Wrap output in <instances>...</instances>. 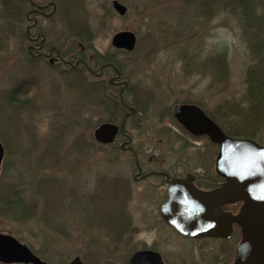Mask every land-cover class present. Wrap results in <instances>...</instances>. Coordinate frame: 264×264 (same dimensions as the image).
I'll list each match as a JSON object with an SVG mask.
<instances>
[{"label":"rangeland","instance_id":"374dc122","mask_svg":"<svg viewBox=\"0 0 264 264\" xmlns=\"http://www.w3.org/2000/svg\"><path fill=\"white\" fill-rule=\"evenodd\" d=\"M35 1L45 8L39 10L45 15L35 19L47 42L73 56L82 51L93 69H98L96 56H111L128 81L125 100L134 108L137 93L148 94L149 102L135 108L125 125L135 142H143L140 150L146 159L153 154L165 158L163 166L177 160V166L195 169L213 145L218 150L217 144L193 140L178 128L170 113L174 105L195 104L228 127L233 112L246 109V74L256 57L242 36L239 18L222 5L197 12L188 0H118L127 8L119 15L112 0H65L71 13H87L79 41L68 33L84 27L79 29L64 14L61 0ZM21 10L26 14L29 7ZM21 18L0 47V141L5 149L0 198H21L32 209L8 216L2 206L0 233L12 235L49 264H63L74 256L86 264H108L125 253L128 243L135 248L162 246L156 238L159 229L145 222L146 214L154 219L158 200L152 193L146 199L141 184L130 181L134 165L129 154L93 138L94 128L108 119L107 93L102 96L99 88L90 92L94 78L85 71L79 83V75L66 66L54 69L44 60L31 59L22 35L32 20ZM122 30L136 36L132 51L110 44L113 34ZM83 44L91 45L85 49ZM112 74L109 70L107 77ZM26 80L28 93L10 101L11 88ZM21 100L25 107L14 105ZM124 111L121 108L118 117ZM262 134L264 140V127ZM259 136L252 139L264 143ZM120 177L131 183L129 198ZM125 226L133 231L128 243L124 233H113ZM188 245L189 240L178 236L168 244ZM200 245L190 244L193 249Z\"/></svg>","mask_w":264,"mask_h":264},{"label":"water","instance_id":"95a60500","mask_svg":"<svg viewBox=\"0 0 264 264\" xmlns=\"http://www.w3.org/2000/svg\"><path fill=\"white\" fill-rule=\"evenodd\" d=\"M111 3L119 15L126 13L127 8L121 2L112 0ZM110 44L116 49L132 51L136 36L129 30L118 31L111 37ZM114 71L119 77L120 71L116 67ZM123 83L126 84L125 81ZM128 108L120 125L103 122L94 128V140L100 144L112 143L118 130L123 131L127 117L135 111L134 107ZM171 115L190 134L206 135L218 145L214 168L225 182L219 188L202 192L195 190L188 179L173 181L168 189L169 199L162 208L163 211L165 207H170V211L176 209L178 216H172L175 212L164 215L167 222L180 233L196 237L227 236L231 224L236 223L240 227L241 240L232 264H264V144L250 138L227 135L195 104H176L171 108ZM3 155L4 148L0 142V165ZM178 188L188 195L176 198L174 192ZM220 202H241V206L235 214L216 213ZM145 253L139 251L134 257ZM0 263L47 264L25 244L4 233H0ZM68 264L84 263L76 256Z\"/></svg>","mask_w":264,"mask_h":264},{"label":"flooded vegetation","instance_id":"af4514ba","mask_svg":"<svg viewBox=\"0 0 264 264\" xmlns=\"http://www.w3.org/2000/svg\"><path fill=\"white\" fill-rule=\"evenodd\" d=\"M43 6H41L42 8ZM40 8V9H41ZM45 9V8H44ZM45 15L44 11H39L36 8L30 9L27 13V20H32L30 25L26 27V40L28 41L27 53L30 58L37 60H44L47 62L48 66L54 69H59L62 65L66 66V70L69 73H75L76 75L83 76V71L87 74L91 75L94 80V85L99 88V86L103 85L107 90L117 88L118 92L122 88L121 81L124 80L121 73L119 77H116V72L114 71V66L111 63H105L104 65L96 66L98 69H93L95 67L90 66V60H84L81 58H77V56L71 55L70 57H65L58 48L52 45H48L46 41L45 35L40 32V29L37 26V20L35 16L43 17ZM37 31V32H36ZM94 66L96 61L93 62ZM92 70V71H91ZM111 70L113 72L112 75L107 77V72ZM77 76V82H81L82 79ZM107 77V78H106ZM111 79L113 80L111 82ZM113 99V98H112ZM120 105L125 109V112L128 111V107H133L126 100L119 101ZM135 114V113H134ZM134 114H130L126 121L130 119ZM121 119V120H122ZM116 122L117 125H120ZM179 128V127H178ZM175 132H178L177 129H173ZM185 131V129H184ZM187 132V131H185ZM188 133V134H187ZM187 136L192 138L193 140H197L196 138H204L206 135L195 136L187 132ZM192 136V137H191ZM195 136V137H194ZM205 141L210 144V140L206 137ZM212 144V143H211ZM111 147L117 149L116 152L129 154L131 160L133 161L134 169L130 174V181L133 184H141L143 187V193L146 199L149 200L150 194L152 193L151 198H155L158 200L156 202V208L153 212L151 218L147 219L148 216L146 214L145 222L149 223V227L157 230L159 229L158 234V244H162V246L152 245L145 247L135 248L136 246H131V243H128L132 239V232L127 231L126 226L123 232L116 231L113 232L117 236H126L127 239V247L125 248L122 256H116L113 260L108 264H232L234 261L236 247L241 239V231L240 227L236 223L231 224L230 232L227 236H186L180 233L177 229H175L171 224H169L164 215L172 214V216H178L177 210H171L170 207H165L163 211V205L169 199V186L175 180L179 179H188V183L195 188V190L208 192L219 188L225 182V178L221 175H218L215 171L214 165L210 166V159L212 156L211 151H206L204 156H202L201 165L198 168L191 169L187 167H179L177 164H180L177 160H174L168 163V166H163L162 160L165 158L155 155L149 156L147 159L145 158L146 152H142L140 149L143 147V142H135L133 137L126 131L125 126L123 131L118 130L114 140L112 143L108 144ZM217 154V152H216ZM208 157L207 159L204 158ZM121 178V177H120ZM115 179V178H114ZM113 180V179H111ZM121 184L125 186V192L128 193L130 191L129 181L121 178L119 181ZM174 194L176 198L181 196L188 195V193L178 188ZM171 205V204H169ZM241 206L240 202H220L215 209L216 213L226 212L235 214L239 210ZM165 212V213H164ZM130 216V214H129ZM174 219V218H173ZM127 223V222H126ZM160 229H164L167 232L162 234ZM112 233V234H113ZM129 235V236H128ZM175 236L184 238L189 240V245L184 247L179 246H168L171 238L175 240ZM193 242H200V246L193 249L190 244ZM208 242H212L214 247H203L202 245L208 244ZM32 251V250H31ZM139 251H145L147 253L134 257ZM33 252V251H32ZM36 256H38L35 252H33ZM41 260H46L38 256ZM76 257V256H74ZM73 257V258H74ZM79 257V256H78ZM73 258L68 260L63 264H68ZM80 258V257H79ZM81 259V258H80ZM81 261L86 264L82 259ZM20 264V263H16Z\"/></svg>","mask_w":264,"mask_h":264},{"label":"trees","instance_id":"16d2710c","mask_svg":"<svg viewBox=\"0 0 264 264\" xmlns=\"http://www.w3.org/2000/svg\"><path fill=\"white\" fill-rule=\"evenodd\" d=\"M16 1H18L16 3ZM37 5H39L35 0H33ZM188 4L195 10L199 11L203 8H213L216 5H222L224 9H229L232 13L235 14L236 17L240 20V27L242 29V36L249 44V48L251 50L252 56L255 58V62L249 67L246 74V90L245 97L247 99L246 109L243 112L240 110L233 112V116L227 122L228 126H225L223 121H219L217 118L210 115V117L222 128V130L234 137H245V138H253L257 137L263 142V127H264V0H188ZM191 1V2H190ZM70 2V0H68ZM68 2L65 3V0H61L62 10H64V14L70 17V21L74 22L75 25L80 29L81 26L84 27L81 31L75 32L74 30L68 29V31L72 32V34L68 33L73 39H77L80 41L79 37H84L83 33L86 31V20L87 13L85 10H82L84 13H80L77 11L75 14L71 13L68 9ZM75 2H81L75 0ZM40 8L42 5H39ZM57 6V4H56ZM58 12H61V6L58 5ZM212 6V7H211ZM25 7H29V10L32 8H36L38 6H34L29 4L28 0H0V47L4 44L5 40L8 37V34L11 32V27L16 21L17 17L22 16L21 19L27 20V13L23 14L21 9ZM42 9V8H41ZM44 9V8H43ZM60 9V10H59ZM84 9V7H83ZM40 10V9H39ZM56 13V11L52 14V16ZM51 16V17H52ZM67 22V20H66ZM69 22V20H68ZM70 23V22H69ZM72 29V28H71ZM23 39H26L25 32L22 35ZM91 45V44H90ZM90 45L83 44V47L87 49ZM71 52V51H70ZM77 58H81L86 60V57L82 51H78L76 53ZM111 57V56H110ZM109 56H96V65H104L105 63H111L115 67V61ZM224 59V56H222ZM118 68V67H117ZM28 86V81H22L21 83L12 87V91L8 93L9 100L16 99V96L26 95L28 93L26 87ZM131 89V88H130ZM90 92H94V87L90 86L88 88ZM100 94L106 97L107 89L101 85L99 86ZM110 96V105L108 109V119L106 121L117 122L121 121V118L118 117L119 110L124 109L119 101L118 96L116 94H109ZM137 99L133 101V105L135 108H141V105H145L149 102L148 94L140 91L137 93ZM108 98V97H107ZM113 98V99H112ZM20 103V102H19ZM14 105L18 106V103ZM100 105L104 108L103 103L101 101ZM21 107V106H20ZM19 107V108H20ZM106 108V106H105ZM104 108V109H105ZM209 116V115H208ZM237 116V117H234ZM172 117V116H171ZM173 118V117H172ZM174 120V118H173ZM175 122V120H174ZM176 123V122H175ZM177 124V123H176ZM177 126H179L177 124ZM182 130V128L179 126ZM184 131V130H183ZM259 132V133H258ZM18 133V132H17ZM207 139L206 137H204ZM211 144V143H210ZM212 156L210 159V166H213V162L216 156V146L213 145ZM2 203V205H1ZM3 206V211L8 216H21L27 211L32 209V207L21 201V198L17 201H9L8 197L0 198V209ZM36 207L33 204V208ZM47 211V207L45 205L44 208ZM50 216V215H49ZM53 216V214H51Z\"/></svg>","mask_w":264,"mask_h":264},{"label":"bare ground","instance_id":"6f19581e","mask_svg":"<svg viewBox=\"0 0 264 264\" xmlns=\"http://www.w3.org/2000/svg\"><path fill=\"white\" fill-rule=\"evenodd\" d=\"M28 2H29V4H31V5H34V6H38L37 7V10L38 9H40V4L39 5H37L33 0H28ZM52 14L53 13H50V15L52 16ZM48 45H52V46H55L56 44L55 43H53V42H51V41H48ZM56 48H58L60 51H62V53H63V55L65 56V57H70L71 55H70V53H68L69 51H64L63 49L61 50V48H59V47H57V46H55ZM77 76V75H76ZM82 77V76H81ZM83 78V77H82ZM83 80V79H82ZM126 82V84L124 85V83L123 82ZM92 86L94 87V90L96 89V88H98V87H96L95 85H94V82H92ZM121 84H122V88H121V90L118 92V89L117 88H114V89H108L107 91V97H108V99H110V96H109V92H111L110 94L112 95H114V94H116L117 93V96H118V101H123V100H125V95H126V92H127V89H128V81L127 80H122L121 81ZM120 103V102H119ZM19 104V106H26L25 104H24V101H20V103H18ZM172 116V115H171ZM173 117V116H172ZM174 118V117H173ZM177 124H178V122H176ZM183 129H185V128H183ZM185 131H187L186 129H185ZM188 132V131H187Z\"/></svg>","mask_w":264,"mask_h":264}]
</instances>
